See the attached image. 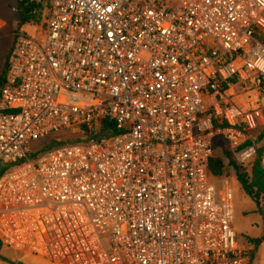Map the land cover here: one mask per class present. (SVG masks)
<instances>
[{"label": "built area", "instance_id": "1", "mask_svg": "<svg viewBox=\"0 0 264 264\" xmlns=\"http://www.w3.org/2000/svg\"><path fill=\"white\" fill-rule=\"evenodd\" d=\"M42 1L0 92L3 246L52 264H248L235 175L210 161L218 141L242 167L257 157L242 147L264 130V0ZM73 128L94 139L31 158Z\"/></svg>", "mask_w": 264, "mask_h": 264}, {"label": "rangeland", "instance_id": "2", "mask_svg": "<svg viewBox=\"0 0 264 264\" xmlns=\"http://www.w3.org/2000/svg\"><path fill=\"white\" fill-rule=\"evenodd\" d=\"M17 1L18 0H0V73H2L5 68L6 58L12 49L15 34H27L35 38L39 37L40 33H42V31L36 27H19L18 15L16 12ZM236 93L238 92L236 91ZM249 101L250 95L248 94L239 95L234 98V102L244 108L250 106ZM78 132V128H73L67 131H59L56 135L60 137L59 141L61 142H71L78 138ZM35 146H38V143H35ZM262 146H264V141H262ZM220 152H222L221 149ZM263 157L264 155L262 158ZM232 185L235 207V223L233 228L238 236L239 243L244 247L250 248V251H252L254 247L249 243V239H264V201L261 202L258 208L255 201L245 194L235 176L232 178ZM0 260L7 263L23 262L24 264H52L40 256L18 251L6 245L2 248ZM253 264H264V240L258 248Z\"/></svg>", "mask_w": 264, "mask_h": 264}, {"label": "trees", "instance_id": "3", "mask_svg": "<svg viewBox=\"0 0 264 264\" xmlns=\"http://www.w3.org/2000/svg\"><path fill=\"white\" fill-rule=\"evenodd\" d=\"M16 12L18 15V25L20 28L24 26L39 27L48 18L49 6L44 4L42 0H18L16 4ZM9 54L6 58L5 68L3 72L0 73V92L5 85ZM78 129V138L72 140L71 142L59 141L60 137H58L56 134H51L45 139L36 142L38 143V146H35L34 144L31 158H36L37 156L58 147L73 145L78 142H87L94 139L92 132L89 133L84 128ZM110 131L116 134V130L114 128H111ZM258 132L260 133L258 138L253 139L251 137L242 148H246L251 145L258 146L262 141H264V130L260 129L259 127ZM225 147L226 146L223 141L215 142V154L210 161V169L212 174L214 176L234 174L245 194L255 201L259 208L261 202L264 201V167L261 163V158L264 155V146H260L258 148L257 157L248 168L240 166L233 158L231 152ZM220 149L222 152H220ZM12 167L13 166L11 165L8 166L0 164V177L12 169ZM263 240L264 239H249V243L253 245L254 248L252 251H250V261L248 264H253L255 255L257 254L258 248ZM2 248L3 244L0 241V253Z\"/></svg>", "mask_w": 264, "mask_h": 264}, {"label": "crops", "instance_id": "4", "mask_svg": "<svg viewBox=\"0 0 264 264\" xmlns=\"http://www.w3.org/2000/svg\"><path fill=\"white\" fill-rule=\"evenodd\" d=\"M262 19H261V23H260V29L262 31V33L264 34V11L262 12ZM262 146V142L259 144V147ZM0 264H17L16 262L14 263H7V262H4L2 260H0Z\"/></svg>", "mask_w": 264, "mask_h": 264}, {"label": "water", "instance_id": "5", "mask_svg": "<svg viewBox=\"0 0 264 264\" xmlns=\"http://www.w3.org/2000/svg\"><path fill=\"white\" fill-rule=\"evenodd\" d=\"M110 137V135L109 136H107V138H109ZM17 264H24L23 262H18Z\"/></svg>", "mask_w": 264, "mask_h": 264}]
</instances>
